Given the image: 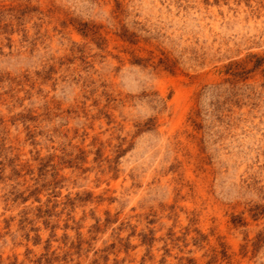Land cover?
I'll use <instances>...</instances> for the list:
<instances>
[{
    "label": "rangeland",
    "instance_id": "374dc122",
    "mask_svg": "<svg viewBox=\"0 0 264 264\" xmlns=\"http://www.w3.org/2000/svg\"><path fill=\"white\" fill-rule=\"evenodd\" d=\"M0 264H264V0H0Z\"/></svg>",
    "mask_w": 264,
    "mask_h": 264
}]
</instances>
